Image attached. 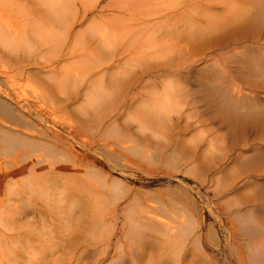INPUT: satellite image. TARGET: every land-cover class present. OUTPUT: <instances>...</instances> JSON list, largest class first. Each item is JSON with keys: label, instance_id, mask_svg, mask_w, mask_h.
I'll return each mask as SVG.
<instances>
[{"label": "rangeland", "instance_id": "rangeland-1", "mask_svg": "<svg viewBox=\"0 0 264 264\" xmlns=\"http://www.w3.org/2000/svg\"><path fill=\"white\" fill-rule=\"evenodd\" d=\"M92 1L88 3L92 4ZM117 1L118 4L115 2L111 4L109 0H97L92 5L95 7H89L88 3L86 4V20L76 29L79 36L75 41L67 44L69 51H73L71 55L73 58L68 56L63 63L66 71L69 72L64 78L66 86L62 94L63 108L55 107L45 125L47 129L55 133L60 143L66 141L70 145L68 152L61 148L58 153H55L62 162L66 161L64 164H68V160L74 156L79 162L77 163L78 173L49 175L47 181L51 185L50 188L36 190L31 187L34 194L30 197L26 193L27 199H19L16 192H19L23 186H28L30 171L24 169L26 166L22 163L15 168V171H11V164H13L11 161L18 162L20 157H15L7 151L0 152V176L8 178L9 181L5 191L0 195V242L1 250L5 249L0 252V264L155 263L164 250L159 247L162 237L157 239L151 236L154 241L155 239L159 241L153 244L149 241L150 245L148 241H139L141 237L136 233H128L127 236L128 225L131 222L123 211L126 207L133 209L138 203L156 208V218L159 220H175L181 224L188 229L190 239L195 236V233H199L197 244L191 241L194 245L191 244L193 248H189L191 242L188 241L187 243H190L185 247L187 250L192 249V252H189H194V256L201 255L198 264H240L230 244V226L234 224L230 217L232 212L240 208L244 209L248 204L249 206L245 209L253 211L259 224L264 225V201L258 196L259 190L264 187L262 182L264 171L261 173L240 167L239 163L246 161L250 154L244 151L239 158L236 154H239L241 150L228 151L225 148L229 147L227 131L218 128L217 123L205 121L199 129L185 136L177 135V137L172 135L171 123L165 119H163V126L161 122L152 123V127L145 124L146 120H150L151 115L155 113L152 110L153 101L145 100L149 89L137 85L131 87L129 83L130 81L132 83L134 75L140 73L143 60L149 59L147 42H141L144 39L143 34L145 35V31L148 30L147 23L153 24L163 14L176 12L174 18L169 21L172 25L180 27L184 24V20L190 25H197L199 29L204 25V27L209 25L215 28L217 27L213 21L215 20L219 22H217L218 25L221 23L225 26L226 32L230 28L233 30L241 25L248 18L250 9L255 7L258 1L154 0V3L159 1V4L155 5L150 0ZM163 1L168 4L163 5ZM116 5L120 7L119 12ZM163 10L168 13L162 12ZM236 10L238 13L234 12L233 15L231 12ZM181 11H185L186 14ZM206 18H209L215 26ZM209 27L205 30H212ZM117 30L122 32L120 31L117 40L111 42L110 38ZM179 31L176 35L180 36L178 38L180 41L175 44V47L176 45L178 47L172 46V49L168 45H172L174 41H166L167 39L163 38L160 32L154 33L158 39L152 42L158 43L160 38H163L159 43L166 44L159 53L162 58L158 55L162 60L172 56L176 58L179 50H185L181 42L184 37L181 35L185 36L188 31L181 32V28ZM194 47L191 48L194 49ZM192 52L194 51L190 50L189 53ZM179 53L177 61L178 56L182 55ZM195 57L198 59V56L195 55ZM100 62L103 63L99 69L101 67L114 69L105 74L101 72L88 77L90 71L92 72L95 65ZM210 62L195 63L193 68L203 70L210 65ZM73 74H77V79L73 77ZM71 77H73L72 81H70ZM28 85V87H22V90L30 98L38 97L43 92L42 88L34 82ZM162 90L161 87L157 93L152 90V99L161 97ZM230 93V95L238 94L241 97L247 94V91L238 83L230 86ZM259 97L264 101V94ZM193 110L189 112L186 110L184 115L192 114ZM172 115L175 116V113ZM148 129L153 132V135ZM147 133L150 136H146ZM197 137L209 141L207 147L210 150L205 149L204 155L194 154L189 149L194 142L198 141H193ZM173 144H175L174 150H178L174 157L171 155L172 149L169 148ZM162 148L167 157L161 154ZM14 151L19 152L16 149ZM51 153L49 148L44 150L41 148L28 160L39 164L40 168L44 167L51 174L56 165ZM234 155L239 159H231ZM3 165L7 168L10 166L8 173L4 172ZM92 171L123 180V187L128 186L129 189H127L131 192H126L121 187L118 189L110 187V192L105 203L101 205V209L109 210L117 207L118 211L114 216L85 218V222L81 223L76 220V216L72 220L68 216L65 218L62 211L63 180L70 178L85 185L99 186L102 180L96 178ZM132 190H137V194H132ZM120 230L124 233L121 234ZM235 233L237 235V230ZM171 240L179 242L176 252L181 251V242L178 237ZM241 243H244L242 247H245L241 251L243 258H247V264H252L249 263L252 260L246 254L245 245L248 243L245 241ZM11 244L15 247L12 248ZM195 253L200 254L195 255ZM173 254H175L174 251L170 252L171 256ZM137 255L142 258L136 261L134 257ZM262 255L264 253L258 254V257L264 259ZM203 259L204 262H202Z\"/></svg>", "mask_w": 264, "mask_h": 264}, {"label": "bare ground", "instance_id": "bare-ground-1", "mask_svg": "<svg viewBox=\"0 0 264 264\" xmlns=\"http://www.w3.org/2000/svg\"><path fill=\"white\" fill-rule=\"evenodd\" d=\"M88 1L90 2V0H0V152L7 151L14 154L15 157H20L18 162L11 161L13 163L11 164V171H15V168L21 166V163L26 166L24 169L30 171L29 175L31 177L30 181L27 182L28 186L25 185L19 189V192H16L19 199H27L28 195L26 193L31 197L34 194L31 187L36 188V190L50 188L51 185L47 181L49 175L69 173L76 175L78 173L79 165L77 166V163L79 164V162L74 156L68 160V164H64L66 161L62 162L57 156L61 148L68 152L70 145L66 141L60 143L55 133L47 129L45 125L55 107L58 109L63 108L64 98L62 94L63 88L66 86L64 85V78L69 73L63 63L66 57L71 56L73 53V51H69L67 44L70 41H75L79 36L76 29L77 26H82L86 20L87 8L85 6ZM96 1H92V4L88 3V6L95 7L92 5ZM257 1L258 4L250 9L251 12L249 11L248 18L241 25L233 30L230 28L226 32L225 26H222L221 23L218 25V21L215 20L213 21L217 27H213V29L210 26L212 28L210 31L205 30L206 27L208 29L209 25L204 27L205 25L202 24L203 27L200 30L197 25L191 24V26L184 20V24H181L180 27L172 25V22L169 21L177 14L173 10L174 13L163 14L153 24L150 22L152 27L150 23H147L148 30L145 31V35L143 34L144 39L141 42H147L146 49L149 51L147 53L149 59L147 61L146 59L143 60L140 73L132 77L134 79L132 83L130 81L129 85L149 89L145 100L148 102L153 101L152 110L155 113L151 115L150 120H146L145 124L152 127V123L159 124L161 122L163 126V119H165L171 123L172 135L177 137V135L185 136L199 129L205 121L217 123L218 128L227 131L229 147L226 146L225 148L228 151L241 150L239 154H236L239 158L242 157L240 154L244 151L250 154L246 161L239 163L240 167L262 173L264 171V101L259 95L264 94V4H262L264 2L261 0V3H259V0ZM109 2L118 4L117 0H109ZM150 2L155 5L159 1L154 3V0H150ZM165 4L168 3L164 2L163 5ZM115 7L119 12L120 7L118 5ZM153 9L155 10V8ZM234 12L236 13L237 10L231 13L234 15ZM206 19L209 20V18ZM210 22L213 25L212 21ZM179 28H181V32L188 31L185 36L181 35L184 37L181 42L185 50H179L180 53L178 52L182 54L178 56V61H180L176 60L178 53L176 58L172 56L162 60L159 53L166 47L164 46L166 44H160V40L166 38V41H174L172 45L170 44L171 46L168 45L172 49V46L175 47V44L180 41L178 39L180 36L176 35ZM120 31L117 30L112 34L111 42L119 38ZM155 32H160L163 37L160 38L158 43L152 42V40L158 39V36L154 34ZM192 46H195L194 49L191 48ZM176 47L178 46L176 45ZM190 50L194 52L189 53ZM195 55L198 56V59ZM71 57L73 58V56ZM209 61L214 63L211 64L210 62V65H207L203 70L202 68H193L195 63L207 64ZM102 63L95 65L96 67L87 76L91 77V75L101 72L105 74L114 69L112 67H101L99 69ZM96 69L99 70L94 71ZM73 77L77 79V74H73ZM73 77L70 81L73 80ZM162 78L165 79L160 80ZM30 82H34L42 88L43 92L40 95L37 94L38 97L30 98L23 93L22 87H28ZM238 83L245 88L247 94H243L241 97L238 94L230 95V86ZM159 87L163 88L162 96L152 99V90L157 93ZM186 110L188 112L193 110L192 114L184 115ZM239 110L244 111L240 112ZM172 113H175V116ZM148 130L153 135V132L150 129ZM146 136H150V134L147 133ZM199 137L193 139V141H198L194 142L189 149L194 154L204 155L205 149L210 150L207 147L209 141L207 142L205 138ZM250 143L251 145H249ZM174 147L175 144L169 147L172 149V157L178 151L174 150ZM41 148L42 150L49 148L52 151L51 156L56 161L51 174L44 167L40 168L39 164L28 160ZM14 149L19 152L15 153ZM163 151L164 148H162L161 154L167 157L168 155ZM22 156L26 157L23 158ZM237 157L234 155L231 159ZM9 167L4 166V172L8 173ZM97 172L92 171L96 178L102 180L99 186L85 185L70 178L63 180L64 204L62 211L65 218L68 216L72 220L76 216V220L81 223L82 221L85 222V218L95 216H101L102 218V216L117 214V207L109 210L101 209V205L105 203L110 192V187L115 189L121 187L126 192H131V190H128L129 188L126 185L128 189L123 187V180L106 176L101 172V174H98ZM8 182V178L0 176V195L5 191ZM137 192V190H132V194H137ZM258 194L259 198L261 197L260 199L264 201V187L259 190ZM247 206L249 205L247 204ZM245 208L237 209L232 212L230 217L234 222L230 226V244L233 254H235L240 264L248 263L247 258H243L241 252L243 248L245 249L244 246L242 247L244 243L241 242L245 241L248 243L245 245L246 254L252 260L249 263L262 264L264 259L259 258L258 254L264 253V225L259 224L253 211ZM123 214L131 222L128 225L127 236L130 233H136L141 237L138 239L139 241H148L152 244L162 237L159 247L164 250L161 249V254H159L161 252L159 250L160 258L152 264H198L201 255L194 256V252L191 253L192 249L187 250L185 247L191 241H195V244H197L198 237H200L198 236L199 233H195V236L190 239L188 229L175 220L162 221L157 219L156 208L148 204L138 203L133 209L126 207ZM235 230H237V235ZM120 232L121 234L124 233L123 230H120ZM136 234H134L135 237H137ZM151 236L157 239L154 241ZM174 237H178L181 242V251L177 250L176 252L179 242H172L171 239ZM188 241L190 242L187 243ZM192 242L189 248H193L191 247ZM184 248L185 250H183ZM173 251L175 254L171 256L170 252ZM199 254L195 253V255ZM138 258L142 257L137 255L134 260L137 261ZM202 262H204V259Z\"/></svg>", "mask_w": 264, "mask_h": 264}]
</instances>
